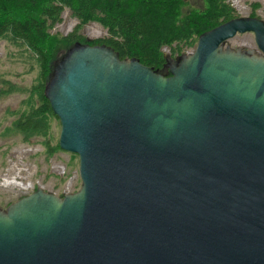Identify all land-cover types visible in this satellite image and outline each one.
I'll use <instances>...</instances> for the list:
<instances>
[{
	"label": "water",
	"instance_id": "water-1",
	"mask_svg": "<svg viewBox=\"0 0 264 264\" xmlns=\"http://www.w3.org/2000/svg\"><path fill=\"white\" fill-rule=\"evenodd\" d=\"M252 33L260 54L224 47ZM162 68L74 42L43 95L81 185L0 208V264H264V21Z\"/></svg>",
	"mask_w": 264,
	"mask_h": 264
},
{
	"label": "trees",
	"instance_id": "trees-1",
	"mask_svg": "<svg viewBox=\"0 0 264 264\" xmlns=\"http://www.w3.org/2000/svg\"><path fill=\"white\" fill-rule=\"evenodd\" d=\"M202 3L201 8L188 9L186 0H0V39L28 50L39 70V83L31 89L37 104L20 114L14 128L24 137L45 134L47 121L56 116L43 95L44 83L54 61L76 41L105 44L120 59L137 58L156 69L165 62L163 47L170 49L171 57L180 55L203 32L238 17L226 0ZM64 9L70 10L77 24L66 35L52 33ZM90 22L100 24L107 36L88 40L80 30Z\"/></svg>",
	"mask_w": 264,
	"mask_h": 264
},
{
	"label": "rangeland",
	"instance_id": "rangeland-1",
	"mask_svg": "<svg viewBox=\"0 0 264 264\" xmlns=\"http://www.w3.org/2000/svg\"><path fill=\"white\" fill-rule=\"evenodd\" d=\"M187 8H201L203 0H186ZM238 17H254L263 20L264 0H226ZM62 20L50 31L59 35L71 32L77 20L70 10L64 9ZM80 32L88 39L107 36L106 30L97 22L86 24ZM197 43V42H196ZM196 44L186 47L183 53H191ZM252 49L260 54L252 33L236 34L224 43V47ZM164 56L170 49L163 47ZM29 51L0 39V208L26 196L37 188L62 197L79 190L78 156L61 150L58 146L60 124L49 118L44 132L24 137L16 128L20 114L37 104L31 93L39 83L38 67ZM171 56V55H170ZM13 90H9L10 86Z\"/></svg>",
	"mask_w": 264,
	"mask_h": 264
},
{
	"label": "flooded vegetation",
	"instance_id": "flooded-vegetation-1",
	"mask_svg": "<svg viewBox=\"0 0 264 264\" xmlns=\"http://www.w3.org/2000/svg\"><path fill=\"white\" fill-rule=\"evenodd\" d=\"M177 55H175V56H173V57H176ZM164 64V63H163ZM163 64H162V66H163ZM162 66L160 67V68H162Z\"/></svg>",
	"mask_w": 264,
	"mask_h": 264
}]
</instances>
